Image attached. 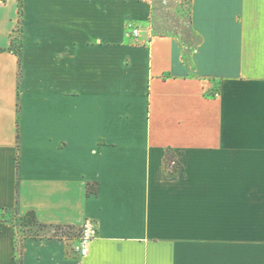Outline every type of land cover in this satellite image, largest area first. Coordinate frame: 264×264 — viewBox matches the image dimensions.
Here are the masks:
<instances>
[{
  "label": "crops",
  "instance_id": "crops-1",
  "mask_svg": "<svg viewBox=\"0 0 264 264\" xmlns=\"http://www.w3.org/2000/svg\"><path fill=\"white\" fill-rule=\"evenodd\" d=\"M23 3L19 62L0 0V213L78 235L22 264H264V0H190L191 48L147 0ZM15 241L0 221V264Z\"/></svg>",
  "mask_w": 264,
  "mask_h": 264
},
{
  "label": "rangeland",
  "instance_id": "rangeland-1",
  "mask_svg": "<svg viewBox=\"0 0 264 264\" xmlns=\"http://www.w3.org/2000/svg\"><path fill=\"white\" fill-rule=\"evenodd\" d=\"M150 1L153 10L151 30L153 35L175 36L188 45L194 47L197 38L191 31L190 26V0H147ZM78 231L62 229L54 231L52 229L40 234L52 236L57 234L61 237L72 239L73 235H78Z\"/></svg>",
  "mask_w": 264,
  "mask_h": 264
},
{
  "label": "trees",
  "instance_id": "trees-1",
  "mask_svg": "<svg viewBox=\"0 0 264 264\" xmlns=\"http://www.w3.org/2000/svg\"><path fill=\"white\" fill-rule=\"evenodd\" d=\"M19 21L16 34L12 37L10 52L18 56L19 62L22 58L23 49V14H24V3L23 0H19L18 5ZM168 167V165H167ZM0 221L4 224H9L14 229L16 234V257L17 264H22V246L26 239H45V238H60L61 236L54 234L52 236L46 234H40L47 230L61 231L62 228L51 227L40 224L33 212H29L26 215H20L17 209H3L0 213Z\"/></svg>",
  "mask_w": 264,
  "mask_h": 264
},
{
  "label": "built area",
  "instance_id": "built-area-1",
  "mask_svg": "<svg viewBox=\"0 0 264 264\" xmlns=\"http://www.w3.org/2000/svg\"><path fill=\"white\" fill-rule=\"evenodd\" d=\"M128 34H130L134 38H138L140 36V29L135 26L133 23H129L126 27ZM96 232L93 227V223L86 222L81 229L79 241L77 246L75 247V251L81 257H86L88 254L89 246L92 241L95 239Z\"/></svg>",
  "mask_w": 264,
  "mask_h": 264
}]
</instances>
